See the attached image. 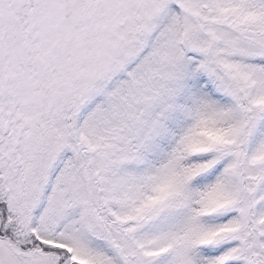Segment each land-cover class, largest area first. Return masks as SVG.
Instances as JSON below:
<instances>
[{
    "label": "snow or ice",
    "instance_id": "1",
    "mask_svg": "<svg viewBox=\"0 0 264 264\" xmlns=\"http://www.w3.org/2000/svg\"><path fill=\"white\" fill-rule=\"evenodd\" d=\"M0 264H264V0H0Z\"/></svg>",
    "mask_w": 264,
    "mask_h": 264
}]
</instances>
